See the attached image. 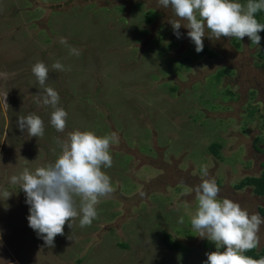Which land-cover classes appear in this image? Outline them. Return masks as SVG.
<instances>
[{
  "label": "rangeland",
  "instance_id": "374dc122",
  "mask_svg": "<svg viewBox=\"0 0 264 264\" xmlns=\"http://www.w3.org/2000/svg\"><path fill=\"white\" fill-rule=\"evenodd\" d=\"M177 19L158 0H0V264H205L216 246L191 225L203 179L250 215L264 208L252 188L235 189L263 169L264 42L209 39L206 28L203 50L213 56L197 53L189 29L174 34L169 20ZM37 62L68 113L63 133L51 125V106L33 98L44 92ZM29 114L44 121L43 136L19 130ZM76 130L117 134L113 164L102 168L114 191L99 198L90 226L78 216L48 247L11 177L54 164L58 140ZM164 234L184 252L166 250ZM258 235L255 252L264 249V224Z\"/></svg>",
  "mask_w": 264,
  "mask_h": 264
},
{
  "label": "clouds",
  "instance_id": "9594fccd",
  "mask_svg": "<svg viewBox=\"0 0 264 264\" xmlns=\"http://www.w3.org/2000/svg\"><path fill=\"white\" fill-rule=\"evenodd\" d=\"M159 4L174 10L177 20H169L174 34L181 38L179 29H189L188 38L194 43L197 53L203 52L206 28L212 39L221 37L243 40L250 38L252 44L260 45V23L255 14L264 10V0H247L246 5L233 0H158ZM199 17V18H198ZM181 20L187 21L186 25ZM61 38V43H64ZM72 51H75L74 49ZM55 70H64L60 62L52 65ZM32 72L41 87L48 80L49 68L37 62ZM0 75H7L0 73ZM42 106H51V125L60 133L66 128L67 111L59 107V93L52 87H44L43 93L33 96ZM17 126L29 138L44 135V121L36 114L20 116ZM118 142L115 132L97 136L92 131L76 130L68 134L67 141H59L61 155L54 164L40 167L35 172L24 169L19 176L11 177L12 183L21 182L26 193V203L30 206L27 217L29 227L36 231L48 247H54L55 238L64 234L66 224H72L80 216V226H90L97 217L96 205L100 197L111 194L110 177L102 168H110L113 158L110 146ZM208 176L207 166L202 169ZM198 207L191 218V225L199 232V237L213 242L217 251L206 253L205 264H264V258L253 259L246 252L260 245V227L264 218L259 214H249L239 203L228 198L218 199L220 188L214 178L203 179L194 189ZM141 195H144L143 193ZM80 198L77 208L76 198ZM183 223V217L178 221ZM220 249H224L221 251Z\"/></svg>",
  "mask_w": 264,
  "mask_h": 264
},
{
  "label": "trees",
  "instance_id": "16d2710c",
  "mask_svg": "<svg viewBox=\"0 0 264 264\" xmlns=\"http://www.w3.org/2000/svg\"><path fill=\"white\" fill-rule=\"evenodd\" d=\"M263 15H264V10H261L255 14V18L260 23H264V19H262ZM259 35L261 36V41L264 42V32H260ZM203 53L213 56L207 50H203ZM258 58L260 59L261 67L264 70V46H263L262 51L258 53ZM219 148L220 147L218 145L210 146V150L213 152L214 155H217ZM262 168L263 169L261 171V174L258 177H248V178L243 179L235 186V189L241 190L243 188L250 187L252 188V191L255 195L261 197L264 200V163L262 164ZM258 213L262 218H264V208L262 207L258 208ZM163 241H164L165 249L168 251H178L182 253L185 250L183 246L170 240L168 235L166 234L163 235ZM245 255L253 259L259 260L261 258H264V249L259 252H255V250L252 249L246 252Z\"/></svg>",
  "mask_w": 264,
  "mask_h": 264
}]
</instances>
